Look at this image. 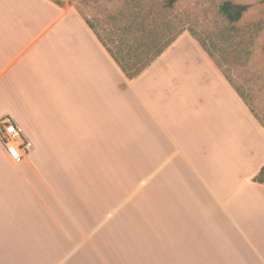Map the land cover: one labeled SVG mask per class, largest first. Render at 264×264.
<instances>
[{
    "label": "crops",
    "instance_id": "0c3cea01",
    "mask_svg": "<svg viewBox=\"0 0 264 264\" xmlns=\"http://www.w3.org/2000/svg\"><path fill=\"white\" fill-rule=\"evenodd\" d=\"M189 46L202 79L170 45L129 80L74 7L0 0V264H264V126Z\"/></svg>",
    "mask_w": 264,
    "mask_h": 264
},
{
    "label": "rangeland",
    "instance_id": "374dc122",
    "mask_svg": "<svg viewBox=\"0 0 264 264\" xmlns=\"http://www.w3.org/2000/svg\"><path fill=\"white\" fill-rule=\"evenodd\" d=\"M57 1L61 6L69 4L74 7L105 37L111 31L107 17L117 13L135 17L152 8L157 12L158 20H166L176 27L184 25V33L171 44V49L178 48L158 68H164L176 59L178 61L171 63L176 68L174 75H191L202 79L210 73L203 58L197 56L189 46L195 45L201 49L198 41L189 33L188 29L191 30L196 38L206 44L213 60L220 65V71L264 124V0H178L174 8L166 12V16L161 12L163 0H141L135 4L126 0ZM226 1L247 6L238 22L229 24L220 15L219 6Z\"/></svg>",
    "mask_w": 264,
    "mask_h": 264
},
{
    "label": "trees",
    "instance_id": "16d2710c",
    "mask_svg": "<svg viewBox=\"0 0 264 264\" xmlns=\"http://www.w3.org/2000/svg\"><path fill=\"white\" fill-rule=\"evenodd\" d=\"M52 1L61 6L57 0ZM126 1L130 4H135L141 0ZM177 1L163 0L161 12L166 16V12L173 9ZM246 9V5L233 4L226 1L220 4L219 13L227 23L233 24L241 19ZM107 21L111 31L106 37L96 29L95 25L90 24L87 20L86 23L129 80L136 78L148 68L186 30L184 25L180 24L176 27L169 24L166 20H158L157 12L152 8L146 13H141L135 17H125L120 13L109 15ZM188 31L198 41L200 47L215 65L220 68V65L213 60V56L208 51L206 44L196 38L191 30L188 29ZM225 77L227 78V76ZM259 122L264 126L260 120ZM254 181L264 184V167L254 178Z\"/></svg>",
    "mask_w": 264,
    "mask_h": 264
},
{
    "label": "built area",
    "instance_id": "2783aa9c",
    "mask_svg": "<svg viewBox=\"0 0 264 264\" xmlns=\"http://www.w3.org/2000/svg\"><path fill=\"white\" fill-rule=\"evenodd\" d=\"M0 141L9 158L17 163L28 156L32 146L9 117L0 119Z\"/></svg>",
    "mask_w": 264,
    "mask_h": 264
}]
</instances>
